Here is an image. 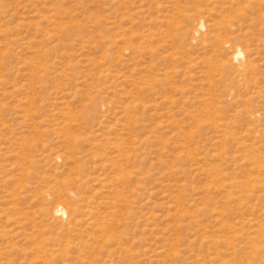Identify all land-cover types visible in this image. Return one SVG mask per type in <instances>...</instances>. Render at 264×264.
Wrapping results in <instances>:
<instances>
[{
  "label": "rangeland",
  "instance_id": "374dc122",
  "mask_svg": "<svg viewBox=\"0 0 264 264\" xmlns=\"http://www.w3.org/2000/svg\"><path fill=\"white\" fill-rule=\"evenodd\" d=\"M0 264H264V0H0Z\"/></svg>",
  "mask_w": 264,
  "mask_h": 264
},
{
  "label": "bare ground",
  "instance_id": "6f19581e",
  "mask_svg": "<svg viewBox=\"0 0 264 264\" xmlns=\"http://www.w3.org/2000/svg\"><path fill=\"white\" fill-rule=\"evenodd\" d=\"M239 53H240V52H236V51H235V55H238ZM63 209H64V208H63ZM55 210H56V209H55ZM55 210H54V211H55ZM56 212H60V213H63V214H64L66 211H65V210H62V209H57Z\"/></svg>",
  "mask_w": 264,
  "mask_h": 264
}]
</instances>
